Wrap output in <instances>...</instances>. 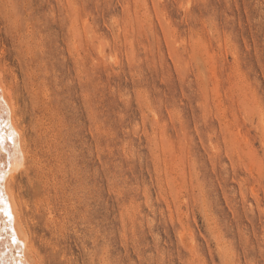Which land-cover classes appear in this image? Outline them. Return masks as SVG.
Here are the masks:
<instances>
[{
    "label": "rangeland",
    "instance_id": "obj_1",
    "mask_svg": "<svg viewBox=\"0 0 264 264\" xmlns=\"http://www.w3.org/2000/svg\"><path fill=\"white\" fill-rule=\"evenodd\" d=\"M0 67L34 264H264V0H0Z\"/></svg>",
    "mask_w": 264,
    "mask_h": 264
},
{
    "label": "bare ground",
    "instance_id": "obj_2",
    "mask_svg": "<svg viewBox=\"0 0 264 264\" xmlns=\"http://www.w3.org/2000/svg\"><path fill=\"white\" fill-rule=\"evenodd\" d=\"M65 4H66L67 8L69 9L70 8V0H65ZM66 31H67V34H69L71 32V30H66ZM33 35H34V33H33ZM29 37H30V35H29ZM20 39L22 40V37ZM23 39H25V37ZM70 39H68L67 42L64 40L65 45L67 43L66 46H68V42L71 43ZM26 40H28V39H26ZM24 41L25 40H22V42H21L18 40V43L21 42V44H22ZM28 44H31V43H28ZM69 51L70 50L68 49V52ZM32 72H34V71H32L31 69L29 71V68L26 67V77H27V84L26 85H27V87H28V85L30 86V87H28L29 89L27 88L30 99H32V101H38V100H40V96L43 95L42 91L39 89L42 81L39 82L38 79L36 77H34ZM41 99H42V97H41ZM32 104H33V102H32ZM42 104H44V103H42ZM37 107H39V106H37ZM20 108L21 107L19 104V98L15 92V87L13 86V84H10L7 81L5 70L2 67H0V134L4 135L6 138L9 135L12 136L11 140L5 139V144L7 145V147L3 151H0V264H34L32 261H30L28 255H27V252L33 253L34 251H33V246L31 244V241L29 239L30 238L29 237V228H28L27 223H26V218H25L24 213L21 210V204H20L21 203V197H22L21 196V184L19 181H17V179L15 177L16 173L20 172V174H22L23 172H25V170L27 169V164H28L29 159H30V150H29L28 143H27V141L29 139L27 140L26 132H25L24 126L22 125V117L23 116H21L22 112H20L21 111ZM22 108H24V107L22 106ZM45 111L46 110L44 108V112ZM47 117H45V118H47ZM29 118H31L30 115H29ZM32 119H33V117H32ZM37 119H35V120H37ZM50 120H51V118H50ZM48 122H49V120L47 121V123ZM38 124H40V122H38ZM41 124H40V126H41ZM50 126H52V123ZM34 127H36V125ZM45 127H46V125H45ZM41 128H43V127H41ZM53 130H51V131H53ZM41 133H43V132H41ZM50 133H48V134H50ZM38 135H39V133H38ZM53 135H55V134H53ZM49 141H50V138H49ZM30 144H31V142H30ZM45 144H46V142H45ZM47 145H49V144L47 143ZM49 146H51V144ZM31 149H34V148H31ZM48 151H49V149H48ZM54 151H55V149H54ZM34 152L32 151V153H34ZM36 152H37V150H36ZM44 153H46V152H44ZM47 153H49V152H47ZM41 154L42 153H40V155ZM33 160H34V157H33ZM56 168H58V167L56 166ZM29 171H31V169ZM53 173H51V174H53ZM6 212L11 217L10 221H9V215H5ZM18 221H19L20 225L22 226V230L25 232V236H23L18 231V227H17ZM47 223H48V218L45 219V224L47 225ZM52 223H55V222L53 221L52 218H50V224H52ZM13 235L16 238V243L12 242V236Z\"/></svg>",
    "mask_w": 264,
    "mask_h": 264
},
{
    "label": "snow or ice",
    "instance_id": "obj_3",
    "mask_svg": "<svg viewBox=\"0 0 264 264\" xmlns=\"http://www.w3.org/2000/svg\"><path fill=\"white\" fill-rule=\"evenodd\" d=\"M5 139L11 140V139H12V136L9 135V136L6 138L4 135L0 134V151H3V150L7 147V145L5 144ZM5 215H9V214L6 212ZM10 220H11V217H10V215H9V221H10ZM12 242H13V243H16V238H15L14 235L12 236Z\"/></svg>",
    "mask_w": 264,
    "mask_h": 264
}]
</instances>
